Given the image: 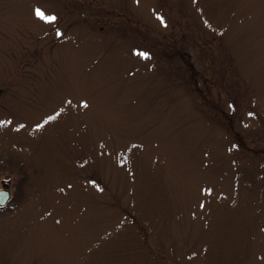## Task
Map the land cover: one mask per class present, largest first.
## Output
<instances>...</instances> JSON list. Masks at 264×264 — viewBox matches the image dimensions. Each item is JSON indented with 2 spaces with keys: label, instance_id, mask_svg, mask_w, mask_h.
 <instances>
[{
  "label": "rangeland",
  "instance_id": "rangeland-1",
  "mask_svg": "<svg viewBox=\"0 0 264 264\" xmlns=\"http://www.w3.org/2000/svg\"><path fill=\"white\" fill-rule=\"evenodd\" d=\"M0 121V264H264V0H0Z\"/></svg>",
  "mask_w": 264,
  "mask_h": 264
},
{
  "label": "water",
  "instance_id": "water-1",
  "mask_svg": "<svg viewBox=\"0 0 264 264\" xmlns=\"http://www.w3.org/2000/svg\"><path fill=\"white\" fill-rule=\"evenodd\" d=\"M0 186V206L6 205L11 198V180L1 179Z\"/></svg>",
  "mask_w": 264,
  "mask_h": 264
},
{
  "label": "snow or ice",
  "instance_id": "snow-or-ice-1",
  "mask_svg": "<svg viewBox=\"0 0 264 264\" xmlns=\"http://www.w3.org/2000/svg\"><path fill=\"white\" fill-rule=\"evenodd\" d=\"M36 14L43 17L46 20H55L57 17L55 16V14H46L45 11L43 9L40 8H36ZM143 55L147 56L149 55V53L145 52L143 53ZM85 104L87 103V101L84 102ZM51 119V118H50ZM3 121H0V123H2Z\"/></svg>",
  "mask_w": 264,
  "mask_h": 264
}]
</instances>
